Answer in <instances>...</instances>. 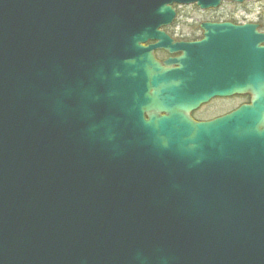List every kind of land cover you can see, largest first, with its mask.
Listing matches in <instances>:
<instances>
[{"label":"water","instance_id":"95a60500","mask_svg":"<svg viewBox=\"0 0 264 264\" xmlns=\"http://www.w3.org/2000/svg\"><path fill=\"white\" fill-rule=\"evenodd\" d=\"M230 1L0 0V264H264V32L163 31Z\"/></svg>","mask_w":264,"mask_h":264},{"label":"rangeland","instance_id":"374dc122","mask_svg":"<svg viewBox=\"0 0 264 264\" xmlns=\"http://www.w3.org/2000/svg\"><path fill=\"white\" fill-rule=\"evenodd\" d=\"M249 11H245L244 8H236L235 6L228 4L222 9L221 13L224 15V12H231L234 11V9H237L236 14L238 15L239 18L243 16V19H237L234 18L238 21H253L256 23H261L264 24V6L262 4H256L252 8V4L249 3ZM193 8V9H192ZM188 8V9H183V8H178L177 10H180L181 12L179 13V18L177 19V24L174 29L175 31L179 32L180 35H190L191 30L195 28L201 21H205V18H207L206 13H203L202 11L198 10L195 7ZM253 9V10H252ZM245 14H244V13ZM220 16V14H219ZM224 17H227L224 15ZM238 99H233V100H214L210 106L204 109V111L201 113L202 117H215L217 116L220 111L233 107L234 105L238 104Z\"/></svg>","mask_w":264,"mask_h":264},{"label":"flooded vegetation","instance_id":"af4514ba","mask_svg":"<svg viewBox=\"0 0 264 264\" xmlns=\"http://www.w3.org/2000/svg\"><path fill=\"white\" fill-rule=\"evenodd\" d=\"M211 14H213V13H211ZM215 16L216 15H214V16L211 15V18H208V19L215 21L216 20ZM259 26H260L261 30L264 31V24L259 23ZM191 31L192 32L190 35L185 36V35H180L179 32L175 31L172 28H167L165 30V32L172 39H174L176 42L196 43V42H199L202 40L203 32L200 30L199 27H197V28L195 27ZM146 46H148V45H146ZM155 57L160 63H163L164 61L168 60L171 57L175 58L176 55L170 56L166 52L160 50V51L155 52ZM233 99H238V101H239L238 104L234 105L233 107H230V108H227V109L220 111V113L215 117L210 118V117H202L201 116V113L204 111V109L212 104L213 101H211L208 104L201 106L196 111L192 112L191 118L196 122H208V121L214 120L216 118L228 115V114L236 111L237 109H239L243 105L250 104V100H251L249 96H237V97H233L230 99H218V100H233Z\"/></svg>","mask_w":264,"mask_h":264}]
</instances>
